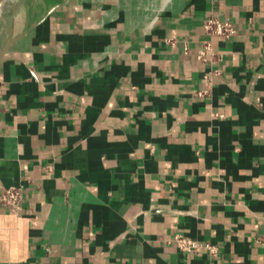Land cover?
Instances as JSON below:
<instances>
[{
    "label": "crops",
    "instance_id": "crops-1",
    "mask_svg": "<svg viewBox=\"0 0 264 264\" xmlns=\"http://www.w3.org/2000/svg\"><path fill=\"white\" fill-rule=\"evenodd\" d=\"M9 186L0 264H264V0H5Z\"/></svg>",
    "mask_w": 264,
    "mask_h": 264
},
{
    "label": "built area",
    "instance_id": "built-area-1",
    "mask_svg": "<svg viewBox=\"0 0 264 264\" xmlns=\"http://www.w3.org/2000/svg\"><path fill=\"white\" fill-rule=\"evenodd\" d=\"M204 32L210 37H225L229 38L235 34V29L232 23L225 19L223 21L214 17L206 18L202 21ZM210 54V42H207L198 52L200 59H205ZM22 198L21 186H9L4 188L0 194V203L8 211H17L18 204ZM176 246L183 252H193L202 247L212 249L209 244H201L197 240L176 234L174 236Z\"/></svg>",
    "mask_w": 264,
    "mask_h": 264
},
{
    "label": "water",
    "instance_id": "water-1",
    "mask_svg": "<svg viewBox=\"0 0 264 264\" xmlns=\"http://www.w3.org/2000/svg\"><path fill=\"white\" fill-rule=\"evenodd\" d=\"M5 0H0V21H1V12H2V6L4 4Z\"/></svg>",
    "mask_w": 264,
    "mask_h": 264
}]
</instances>
